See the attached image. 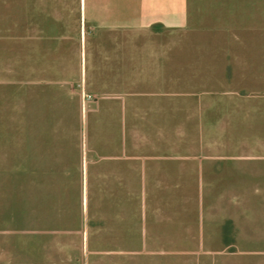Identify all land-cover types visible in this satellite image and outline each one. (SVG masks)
<instances>
[{"label":"crops","instance_id":"obj_1","mask_svg":"<svg viewBox=\"0 0 264 264\" xmlns=\"http://www.w3.org/2000/svg\"><path fill=\"white\" fill-rule=\"evenodd\" d=\"M15 3L24 18L20 22L30 26L25 32L62 41V54L73 57L72 79L97 95L84 111L86 126L78 131L84 138L74 149L78 169L73 171L84 185L87 214L113 225L110 238L81 241L88 252L48 256L47 264H151L137 255H153L149 249L166 255L168 250L186 254L189 247L210 249L212 244L194 234L184 238L200 241L181 243L157 234L170 205L162 203L156 184L182 185L177 167L194 172L183 161L195 157L203 175L223 163L225 177L253 182L212 206L233 224L227 247L264 246V227L258 231L259 221L264 223V0ZM199 30L206 31L207 51L218 59L207 65L206 76L197 77L206 96L183 101L154 93L151 89L179 85L178 58L184 42ZM254 54L258 62L252 65ZM156 159L163 161L152 164ZM149 185V193L154 187L151 200ZM207 211L211 216L212 207ZM197 253L176 257L175 264H242L217 262L209 250ZM165 259L159 264H173Z\"/></svg>","mask_w":264,"mask_h":264},{"label":"rangeland","instance_id":"obj_2","mask_svg":"<svg viewBox=\"0 0 264 264\" xmlns=\"http://www.w3.org/2000/svg\"><path fill=\"white\" fill-rule=\"evenodd\" d=\"M20 10L15 0H0V264H47L48 256L88 252L90 248L79 246L81 241L110 238L113 225H102L87 214L84 185L73 171L78 169V152L74 149L84 138L78 132L86 126L84 111L97 95L85 92L81 82L72 79L73 57L62 54V41H47L25 32L30 26L20 22L24 20ZM192 34L178 58L182 66L179 85L151 89L154 93L183 101L192 95L206 96V88L197 77L206 76L207 65L218 59L207 51L205 30ZM256 56L250 57V64H257ZM183 162L195 169L190 172L192 169L184 168L182 172L177 167L182 185L169 180L156 184L162 203L170 205L157 224L158 237H173L181 243L200 241L194 240L199 237L213 246L197 250L189 247L186 254L168 250L167 255L149 249L155 251L153 255L137 256L149 259L151 264L168 257L167 263L171 260L175 264L177 258H194L199 256L197 252L209 250L208 256L217 262L233 259L242 264H261L264 246L227 247L233 238V224L212 206L223 198L228 201L253 182L225 177L223 163L219 170L203 175L197 172V157ZM93 199L90 192V207ZM206 207H212L211 216ZM261 222L259 233L264 227ZM191 234L194 239L184 238Z\"/></svg>","mask_w":264,"mask_h":264}]
</instances>
